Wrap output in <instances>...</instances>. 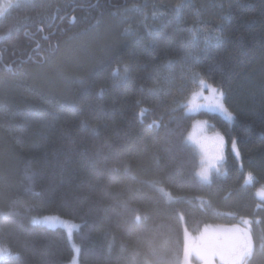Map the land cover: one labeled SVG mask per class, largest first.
<instances>
[{
    "label": "trees",
    "instance_id": "trees-1",
    "mask_svg": "<svg viewBox=\"0 0 264 264\" xmlns=\"http://www.w3.org/2000/svg\"><path fill=\"white\" fill-rule=\"evenodd\" d=\"M12 5L0 16V264L71 261L67 231L33 221L53 216L79 225L80 264H183L185 229L243 219L254 246L242 264H264V0ZM192 77L223 90L233 121L186 113ZM196 120L229 148L208 183L187 142Z\"/></svg>",
    "mask_w": 264,
    "mask_h": 264
},
{
    "label": "rangeland",
    "instance_id": "rangeland-1",
    "mask_svg": "<svg viewBox=\"0 0 264 264\" xmlns=\"http://www.w3.org/2000/svg\"><path fill=\"white\" fill-rule=\"evenodd\" d=\"M13 2L14 0H0L3 15L8 11L6 5ZM191 81L193 88L184 104L186 113L196 114L200 111H207L219 114L226 119L221 112L211 110L214 105L213 86L206 82L201 83L202 80L194 79V77ZM226 120L233 121L234 119ZM217 134L219 133L208 122L196 120L187 135V142L194 147L199 157L198 177L205 183L210 182L216 174L226 172L225 159L229 148L227 145L223 152L224 159H219L221 151ZM231 152L233 153L232 149ZM238 162L242 166V161ZM255 192L260 203H264V186L259 187ZM33 221L50 228L65 229L74 250V255L67 264H80V248L74 241V232L79 228L78 224L54 216L37 218ZM253 246L251 224L246 219L233 225L205 227L195 235L185 229L183 264H242L246 258L251 256Z\"/></svg>",
    "mask_w": 264,
    "mask_h": 264
},
{
    "label": "snow or ice",
    "instance_id": "snow-or-ice-1",
    "mask_svg": "<svg viewBox=\"0 0 264 264\" xmlns=\"http://www.w3.org/2000/svg\"><path fill=\"white\" fill-rule=\"evenodd\" d=\"M187 6L188 5L184 4V3H177L174 6L173 11L176 13L177 17H180L182 9L186 8ZM6 7L12 8L13 5L11 3H9L8 5H6ZM2 15H3V9L0 8V16H2ZM72 20L74 22L75 17H73ZM96 23L99 24L100 21L97 20ZM219 30L222 32V28H219ZM189 31H192V30L189 29ZM202 31H203V29H202ZM45 39L47 40L48 37H45ZM216 39H217V44L215 45V47H217V48L222 47L223 46V38L218 36ZM39 47H40V45L37 44V48H39ZM125 72H127V69H125ZM201 83H204V81H201ZM212 92H213L214 105H213L211 110L221 112L226 117V119H228V120L234 119L233 113L231 111H229L228 107H226V104H225L226 97H225V93L223 92V90L213 86ZM142 114L143 113L141 112V115ZM217 140L219 142L220 151H221V155L218 158L223 160L224 159L223 152L227 146V141L225 140L224 136L219 135V134H217ZM231 149H232L235 157L237 158V160L242 161L241 153L238 149L237 140L235 138H233L231 141ZM253 176H254V174L251 171H249L247 173L246 182L251 181Z\"/></svg>",
    "mask_w": 264,
    "mask_h": 264
}]
</instances>
